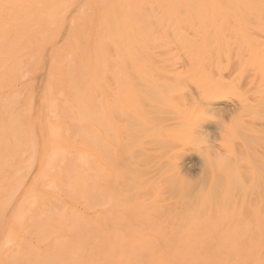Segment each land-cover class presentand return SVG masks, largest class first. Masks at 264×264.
Here are the masks:
<instances>
[{"label": "bare ground", "instance_id": "6f19581e", "mask_svg": "<svg viewBox=\"0 0 264 264\" xmlns=\"http://www.w3.org/2000/svg\"><path fill=\"white\" fill-rule=\"evenodd\" d=\"M198 105L218 118L196 129L215 166L188 143ZM125 107L138 145L117 219L155 243L115 244L139 239L114 234L105 185ZM233 209L248 246L164 233ZM220 260L264 264V0H0V264Z\"/></svg>", "mask_w": 264, "mask_h": 264}, {"label": "rangeland", "instance_id": "374dc122", "mask_svg": "<svg viewBox=\"0 0 264 264\" xmlns=\"http://www.w3.org/2000/svg\"><path fill=\"white\" fill-rule=\"evenodd\" d=\"M128 109H131V107H125L123 112H114L111 117L112 134L110 139L112 140L113 149L117 150V154H115V151L112 159V169L114 172L113 176L108 182L105 183V185L108 189V194L111 200V212L116 215V225L113 226L112 230L114 234L116 233V235L121 231H128L139 235V239L127 238L124 242H117L115 244L139 242L155 243L154 240L144 239V237H152L155 239V235L153 234L157 232L154 231V228L147 227L142 222L134 219H128L124 221L123 218H119V216V219H117V213L119 210L121 213L127 212L129 218L132 216L127 210L128 207L132 206L133 204V201L129 195L130 190L127 183L130 181V175L133 173L131 169V161L133 159L132 152L134 155L138 141H136L137 139L134 137V135L130 137V134L134 131V129L136 131L139 129V121L133 118L134 115L130 113ZM226 109L227 113H222V115L236 113L235 110L228 111V108ZM125 110L128 112V114L125 113ZM194 163L196 166H194ZM192 164L194 165L192 166ZM192 164L191 167L194 168H192V176L196 178L199 174V163L197 164V161H194ZM244 216H246L244 211L233 209L227 213V216H223L221 222L216 223L220 216H211L206 223H189L183 226L175 225L172 230L167 229L164 233L168 238H170L173 237L177 232L196 233L204 230V234L207 236L205 239L195 237L193 240L182 241L181 243L190 242L193 244H204L208 247H215V244L222 245L220 247L233 245L231 248L237 247L238 245L248 246L250 242L246 240V238H248V235L250 232H252V230L250 229V226L246 225ZM113 241H116V239H113ZM178 241L179 240L168 239L163 243H178ZM213 251L216 252L217 250L213 249ZM231 263L232 262L220 260L217 264Z\"/></svg>", "mask_w": 264, "mask_h": 264}, {"label": "clouds", "instance_id": "9594fccd", "mask_svg": "<svg viewBox=\"0 0 264 264\" xmlns=\"http://www.w3.org/2000/svg\"><path fill=\"white\" fill-rule=\"evenodd\" d=\"M199 109V105L197 106ZM218 118L212 112H208L206 109H199V115L195 116L189 125L190 136L188 137V143L190 147L195 148L198 151L205 152L209 158L208 164L215 166L220 163L223 157V153L219 156L216 154L215 149L211 148L207 143L206 138L199 135L196 131L200 121L203 120H217ZM206 162L204 161V165Z\"/></svg>", "mask_w": 264, "mask_h": 264}]
</instances>
